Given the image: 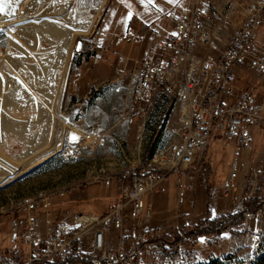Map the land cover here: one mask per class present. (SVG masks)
<instances>
[{"label": "rangeland", "instance_id": "1", "mask_svg": "<svg viewBox=\"0 0 264 264\" xmlns=\"http://www.w3.org/2000/svg\"><path fill=\"white\" fill-rule=\"evenodd\" d=\"M227 2V6H223L225 10L231 8L234 0ZM178 3L188 8L190 1ZM132 5V0H0L3 8L0 12V29L3 30L0 31V264L27 261L28 251L19 239L22 216L16 211L22 199L43 191L53 194V209L64 216L101 214L115 190L103 187L99 178L116 177L139 166L153 148L164 143L165 139L161 142L162 129L155 135L145 133L139 154L133 150L131 155L126 154L128 161L123 163L118 156L107 155L104 141L93 144L84 140L87 130L104 133L100 122L104 115L108 116L112 110L109 106L114 102L107 91L110 82L116 79L117 56L111 49L109 30L101 31V26L104 20H109L106 26L111 27L118 21L120 12ZM18 15L20 17L16 18ZM43 22L66 31L75 30L80 23L92 22L85 32L77 28L78 35L73 36L66 59L58 61L55 71L59 80L55 78L51 98L45 99L47 108L51 109L49 116L37 77L39 68L50 69L53 54L61 49V38L44 33L37 37L31 33L32 28ZM105 43L109 45L108 52L102 50ZM6 57L14 58L16 64L11 66ZM131 71L126 70V74L116 80L129 82ZM241 74L240 88L251 92L256 102L263 101L264 78L252 73ZM76 106L82 113L72 119L70 111ZM140 106L142 112H147L144 115L136 112V120L147 123L157 116L162 104L153 98ZM1 108L5 112H1ZM91 108L93 123L83 128L84 115ZM170 113H166V119H170L171 125L173 114L168 117ZM252 133L251 152L243 159L248 166L241 170L238 188L224 195L221 185L228 171L231 149L220 138H213L195 175L190 212L174 218L177 222L168 220L172 212L165 210V222L154 233L157 239L166 242L189 237L186 248L190 264H264L260 262L264 256V223L261 225L262 251L252 257L250 237L237 226L242 219L236 221L225 215L227 211L240 213L244 209H255L246 197L252 171H264V129L255 127ZM152 195L157 196L158 192ZM172 195L171 187L169 197ZM189 233L195 236H188ZM227 233L238 241L232 251H228L221 240ZM201 239L205 243H201Z\"/></svg>", "mask_w": 264, "mask_h": 264}, {"label": "built area", "instance_id": "2", "mask_svg": "<svg viewBox=\"0 0 264 264\" xmlns=\"http://www.w3.org/2000/svg\"><path fill=\"white\" fill-rule=\"evenodd\" d=\"M189 1L188 8L167 15L172 33L157 44L161 54L117 56L114 68L120 79L130 63L134 99L140 103L155 98L162 104L153 121L136 126L134 140L142 143L145 133L163 129L164 143L139 166L116 177L99 178L103 187L115 190L101 214L64 216L53 209L54 196L46 192L18 204L19 239L28 251L25 264H190L189 237L166 242L155 236L146 196L166 193L171 177L176 188L192 190L202 156L217 137L231 149L221 185L224 195L240 185V157L249 147L250 131L264 129V100L258 103L251 92L239 88L236 73L243 70L264 78V44H260L264 0H234L238 11L229 37L213 26L202 0ZM137 40L128 31L124 42ZM108 46L102 45L103 52ZM81 110L76 106L70 117L79 118ZM168 111L174 113L171 125L165 120ZM84 140L102 144L103 137L91 129L85 131ZM157 160H168L169 168H157ZM248 190L246 198L255 209L225 215L242 219L237 226L248 233L249 253L254 257L255 251H262L264 171H252Z\"/></svg>", "mask_w": 264, "mask_h": 264}, {"label": "crops", "instance_id": "3", "mask_svg": "<svg viewBox=\"0 0 264 264\" xmlns=\"http://www.w3.org/2000/svg\"><path fill=\"white\" fill-rule=\"evenodd\" d=\"M179 1L180 0H171V2H169V0H132V8L126 9L125 7L123 11L120 12V14L118 15V21L115 24H112L111 27L106 26L109 20L107 22L104 20L101 26V31L108 32L107 30H109L110 34H108V37H111L110 45L112 47V52L116 56H124L128 59H136L142 53L155 52L156 54H161L163 49L157 47V44L162 41L167 34L172 33V28L167 18V15L170 13H176L182 9H186L180 6V4L178 3ZM202 1V8L209 11L213 26L219 31H221L225 36L229 37L233 32L232 25L235 24V13L236 11H238V6L235 3L233 5L231 4V8H234H232L234 12L229 13L228 11L231 8H229V10H225L223 7L227 6V0H224L222 2L220 0H213V7H209V2L211 0ZM7 2L8 1H6V4ZM128 5L130 4L128 3ZM129 14H131L130 19ZM19 17V15L16 16V18ZM91 23H80L77 28L81 29L82 32H85L89 29ZM77 28L73 31H66L62 30L56 25H51L43 22L39 26H36L31 29V33H34V35L37 37H39L41 33H44L51 36H55L57 38H61V49L57 50L53 54V60L50 65V69L47 70L46 68H39L40 71L37 77V82L41 86L42 96L44 98V100L42 101L43 105L46 107V109L49 110L48 116L51 114V109L49 107L47 108L45 99L46 97L51 98L50 92L53 90L54 87L53 81L55 80V78L59 80V76L57 77L55 71L58 67V61L60 62V60L62 59L63 62L66 59L67 51L72 43L73 36L75 38L78 35ZM128 31H131L133 34L137 35L138 40L134 43H125L124 39ZM260 44H264V37L260 38ZM6 61L11 66H14L16 64L14 58L11 57H6ZM125 69L131 70L132 65L130 63H127ZM240 72H242V74L249 73L243 70H240L236 73V85L239 88L241 84V82L239 81ZM121 80L117 81L115 79L114 81L110 82V85L108 86L109 89L107 93L112 97V101L114 102L109 106V108L112 110H110L108 116H103L100 123L101 127L103 128L102 131L104 132V135H101L103 136V143L105 144L107 149V155L112 157L118 156L124 163L125 161H128L125 159L126 154L131 155L133 150L136 151L138 154L140 152L139 150L141 143L134 142V136L136 126L143 122H139L136 120V112H142L143 110L140 106L143 101L138 103L134 99L132 95L130 81L128 82L127 79H125L123 80L125 82L124 83L123 81L121 82ZM117 99L118 101H116ZM11 103L14 105L12 100ZM111 111L115 112L112 113ZM1 112H5L3 108H1ZM146 112L143 111L142 115H144ZM91 114L92 108L90 110H87L84 115L85 121L82 125L83 128L88 127L91 125V123H93L91 120ZM158 114L159 112H157V115ZM172 114L174 116V113H170L168 117H171ZM165 120L170 123V119L167 118ZM159 130L160 129L156 130L153 135H155ZM252 131L253 129L250 131L249 147L242 153L240 157L242 169L245 167L247 168L248 166V164L243 163V159L247 157L248 154L251 152V142L253 141ZM161 135H163V138L161 139V142H163V140L165 139V132L163 131V134ZM133 142L135 144L134 149H132ZM122 144L126 145L125 148L121 147ZM119 152L122 154L120 155ZM139 161L140 157L138 156L137 162ZM254 166H256V163H254ZM171 187L173 189V195L172 197H169V191L171 190ZM190 192L191 190H186L184 186H182L181 188H176L174 178L171 177L166 193L162 194L158 192L157 196L151 195L145 198L146 203L151 205V227L154 233L157 232L160 225L165 222L164 218L167 216L164 215L165 210L171 209L172 212L171 215L168 217V220H173L174 218L180 216V214L184 215L190 212L189 205H191L190 201L193 198ZM111 201L112 197L110 202ZM179 206L181 207L180 209L178 208ZM174 221L178 222L177 219H174ZM221 238L222 242L226 243L228 251H232L238 245L237 238L232 237L228 233L223 234ZM241 242L244 241L242 240Z\"/></svg>", "mask_w": 264, "mask_h": 264}, {"label": "bare ground", "instance_id": "4", "mask_svg": "<svg viewBox=\"0 0 264 264\" xmlns=\"http://www.w3.org/2000/svg\"><path fill=\"white\" fill-rule=\"evenodd\" d=\"M157 168H169V161L168 160H157ZM40 194H43L42 192L37 193L35 196H40ZM30 198L22 199L18 204L23 203L24 201L28 200ZM261 253V251H255L254 254Z\"/></svg>", "mask_w": 264, "mask_h": 264}, {"label": "snow or ice", "instance_id": "5", "mask_svg": "<svg viewBox=\"0 0 264 264\" xmlns=\"http://www.w3.org/2000/svg\"><path fill=\"white\" fill-rule=\"evenodd\" d=\"M169 2H171V0H169ZM3 11V8L2 7H0V12H2ZM131 18V14H129V19ZM0 31H3L2 29H0ZM76 139V137L75 136H73V140H75ZM201 243H205V241L203 240V239H201V241H200Z\"/></svg>", "mask_w": 264, "mask_h": 264}, {"label": "trees", "instance_id": "6", "mask_svg": "<svg viewBox=\"0 0 264 264\" xmlns=\"http://www.w3.org/2000/svg\"><path fill=\"white\" fill-rule=\"evenodd\" d=\"M188 236H195L194 233H189ZM264 261V256L260 259V262ZM210 264H219V262H211Z\"/></svg>", "mask_w": 264, "mask_h": 264}]
</instances>
